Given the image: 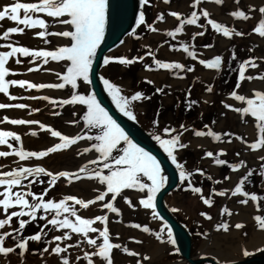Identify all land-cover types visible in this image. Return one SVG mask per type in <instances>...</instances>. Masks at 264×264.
<instances>
[{
    "label": "snow or ice",
    "instance_id": "6c2138e0",
    "mask_svg": "<svg viewBox=\"0 0 264 264\" xmlns=\"http://www.w3.org/2000/svg\"><path fill=\"white\" fill-rule=\"evenodd\" d=\"M164 2L168 3L169 0H164ZM213 2L217 6H222L225 0H213ZM149 3L150 0H139L141 8ZM201 3L202 0H191V11L188 15L175 10L170 11L169 15L175 18L178 23L167 31V36L176 38L178 34L186 31V25H198L202 29L197 31L195 36L191 37L192 39L196 36L203 37L207 30L206 26L229 41L235 36L246 35L243 31L226 26L224 22H218L217 19L212 18L208 10L199 7ZM233 3L236 7L228 13L231 18L247 21L253 18V10L258 13L257 23L250 31L257 34L258 37L264 38V0L258 5L250 3L243 8L240 6L241 0H233ZM109 7L110 0H29V2L14 0V2L0 7V21L7 20L14 23V26L7 27L0 23V37L8 41L6 44H0V48L5 49L0 50V94H3L8 100L18 99L19 97L10 92V87L15 86L25 90L45 88L67 90L70 94L63 98L53 99L48 95H43L40 98L50 102L56 109H62L65 105H81L85 109L82 115L79 116V121L83 122V128L75 134H65L52 124L36 119L10 118L8 115H3L0 119V123L38 126L37 128H28L27 134L31 137H37L43 131L48 137L55 138V142L51 143L50 146L40 150H28L22 146L20 133L0 128V146H6L7 149L0 150V157L14 156L17 161L24 162L11 167L9 170L0 171V229L7 228V230L0 231V258L4 259L5 264H10V254L17 253L19 257H24L28 250L29 241L43 242V248L32 249L34 255L39 254L41 257V264H46L43 259L46 253L58 257L59 264H74L70 257L64 253H67L72 247H80L82 244H86L91 250L84 251L81 248L82 256H77L75 260L83 259L86 264H114V249L128 256L136 257L140 255L138 252L131 250L118 240L114 241L113 236L119 238L120 233L117 231L113 234L108 227L110 214L114 215L115 223L122 222V210L114 202L119 196L132 210L142 209L150 212L152 216L157 214L155 203L157 193L164 188L166 182L161 161L152 152L134 141L130 134L121 127L120 123L109 114V111L97 98V93L92 87V75L95 74L93 60L98 59V48L105 37ZM114 14L118 15V12H114ZM164 18V14L160 13L152 23H147L145 12L141 10L135 13V25L146 24L148 30L156 32L155 22L162 21ZM201 18H203L204 23H199ZM57 25L60 26L59 29L54 27ZM12 34L39 38L44 45L52 43L49 37L61 39L52 48L30 47L21 44L18 39L15 41L10 39ZM131 35H137L136 28H132ZM167 46L171 50L177 48L176 44H168ZM178 47L188 58L193 61L198 60L199 65L204 66L206 69L222 70L225 63H229V70L237 71L235 87L227 95L234 101L240 102L241 106L226 103L224 100H221L220 103L224 108L239 114L242 122L252 123L255 131V137L251 141L234 132L215 131L208 124L203 125V129H193V134L196 137H209L211 141L221 143H232L235 139L240 141L244 151L259 152L258 159L264 162V89L252 88L248 94L238 93L236 90L241 88L242 82H249L254 79L264 80V72H257L255 76L246 74V69L255 70L258 68L257 57L248 56L238 63L236 70H233L230 62L226 61L221 54H214L211 58H199L195 51H190L188 43L181 41ZM213 47L214 44L203 45L205 49H212ZM249 51L251 52L252 49L249 48ZM144 55L151 57L150 63L142 64L143 69L146 71L164 70L166 73L178 78H183L184 73L195 74V64L189 65L177 60L159 59L151 51L146 52ZM22 57L29 58L27 63L31 67L13 68L12 64H25V60L21 59ZM230 58L231 60L236 59L234 48L230 53ZM259 59L264 60V57ZM143 60L144 56H132L129 59L124 55L119 57L104 55L103 65L107 66L111 62L130 65ZM49 62H55L62 70L41 67L42 65H48ZM35 70L54 72L56 82L42 83L33 82L30 79L8 78L10 75ZM97 75L103 85V91L107 93L115 108L128 120L137 121L134 102L146 100L150 97L140 90L125 95L121 85L112 82L102 74ZM143 79L147 84H154V80L147 76ZM81 88L85 90L82 91ZM163 91L162 87L155 88L156 93ZM204 91L211 92L212 85H208ZM185 95L186 97L191 96V85H189V91ZM35 98L28 97V99ZM198 102L197 99H186L185 110L192 108ZM9 108L29 109L31 113L40 111L39 108L31 107L25 103L9 104L0 102V109ZM51 115L60 116L61 113L58 110L52 112ZM71 115L76 116V112L73 111ZM221 115H224V113H221ZM65 123L76 125L78 121L70 119L66 120ZM212 123L214 124L215 121ZM151 124L157 126L159 124L158 119H153ZM178 127L182 131L170 126L163 127L162 130L158 129L157 133L152 134V139L163 150L175 169L178 170L180 181H187L186 190L200 194L199 199L209 207L214 203L213 196L215 195L220 197H242L236 201L241 205H248L252 202L257 211V214L253 216L255 226L258 230L264 231V214H260L264 212V206L261 204V201H264V196H258L256 192L246 190V185L254 175V170L247 166L246 159L241 158L240 150H236L234 153L237 157L235 161L221 158L227 154L228 149L226 148L203 150V157L209 158L212 165L217 167L226 166L231 173H237L245 169L244 174L239 176L234 186L223 189L211 187L210 194L205 197L202 187L194 186L191 182L193 172L186 170L184 164L178 159V150L185 149L188 146L187 143L182 142V134L188 131V127L191 126L186 127L184 123H181ZM92 130H95L94 135L89 134ZM160 131L164 134H174L165 138L163 135L158 134ZM85 138L88 141L95 140V143H90L75 151V156L79 157L82 153H88L90 150H94L96 155L94 159L86 160L74 170L53 171L40 164L27 163L32 161L33 158L37 160L46 158L49 154L63 153L66 155L72 146ZM113 150L117 153L115 156ZM13 163H16V161H13ZM4 167V164H0V168ZM259 168V176L264 178V163H261ZM194 171L201 176H205L212 185L231 179L230 175H224L222 180L214 179L212 175L207 174L201 168H195ZM41 176L47 177V187H44L42 192H32L30 186L34 181L37 184L45 182L40 179ZM81 179H89L98 184L97 187L91 189L95 194L90 198L65 194L58 199H44L49 189L53 188L59 181L63 180L65 184H72L74 181H80ZM124 190H135L137 193L135 203L128 195L124 194ZM106 197L109 198L106 199ZM82 210L87 215L81 214ZM219 214L221 216H231L233 210L227 205H223L219 208ZM200 215L205 219L212 218L206 212H201ZM13 217L16 218V227H12ZM22 217H26V219ZM37 219L44 221V224L39 226L40 230L29 235H23L24 227L30 221ZM129 224L135 229H141L144 233H150L151 231L146 223L142 225L130 221ZM46 225L51 226L60 234L52 235L50 240L42 241V237L46 235L44 232ZM231 227L239 230L244 227V224L243 222H236L234 225H230L227 220L215 224V229L223 233H228ZM244 235L246 236L247 233H244ZM73 236L76 237L73 243H63L64 241H71ZM6 238L13 239L11 246H5ZM156 238L160 240V234H157ZM128 239L134 240L136 243L141 242L131 236ZM166 241L170 245L176 244L171 227L167 228ZM173 250L179 251L175 248ZM255 253L264 255V244L251 250L245 245L240 246V257H253ZM143 259H149L147 254L144 255ZM18 264H23L22 260L18 261ZM135 264H141V260L136 259ZM223 264H241V262L238 260H225Z\"/></svg>",
    "mask_w": 264,
    "mask_h": 264
},
{
    "label": "rangeland",
    "instance_id": "374dc122",
    "mask_svg": "<svg viewBox=\"0 0 264 264\" xmlns=\"http://www.w3.org/2000/svg\"><path fill=\"white\" fill-rule=\"evenodd\" d=\"M210 1L212 2V4H214L213 0ZM11 2H14V0H0V7H2L4 4ZM24 2H29V0H24ZM173 10L179 11L181 13H184L185 10H187L189 11L190 14L191 0H169L168 3H165L164 0H150V3L146 4L143 7V11L145 12V20L147 23H152L155 20L156 16L160 13H163L164 17H166L164 18V20H162V22H165L167 20L168 13ZM0 23H2V21H0ZM199 23H204L203 18H201ZM10 24L14 26L13 22H10ZM254 25H255V21L251 18L245 21L242 31L246 35L240 36L239 39L235 40L232 48L226 54L225 60L230 62L231 69L233 70L237 69L239 62H242L250 55L253 56V52L249 51L250 45L247 44L245 40H247L251 36L252 33L250 30L254 27ZM54 27L58 28V25ZM206 27L207 30L205 31L204 36L203 37L196 36L195 38V44L199 49H205L203 48L204 44H211L212 30L210 29V27L208 26ZM136 33L137 35L135 36L130 35L129 37L130 44L129 47L126 49V51L117 49L111 55L115 57L124 55L130 59L132 56H144L146 52L151 51L156 55V58L161 59L159 55V47L161 44L178 43L177 37L171 38L168 37L167 34H164L162 41H155L153 45L151 43L150 44L145 43V41L148 40L152 34V32L147 29L146 24H142L140 27H138ZM10 39H12L13 41L18 39L21 44L30 47L48 46V45H44L41 41H39V38H30L27 35L12 34ZM260 39L264 42V38H260ZM7 42H8L7 40L0 37V44H6ZM233 48L236 54L235 60H231L230 58V53L231 51H233ZM21 59L25 60V63H27L29 58L22 57ZM150 62H151V57L145 55L144 60L142 62L132 63L130 65L110 63L103 70L104 76L106 78H109L112 82H115L117 84L120 83V85H122L121 86L122 88L126 86V89L130 91L140 90L143 91L146 96L150 97L149 99L141 101L143 106L141 113L138 114L137 112L138 115L135 113L137 115V119L149 131H151L152 133H157L158 129L162 130V128L166 126H170L178 131H182L179 129L178 126L179 124L184 123L186 127L191 126L188 127V131L183 132L182 134V142L187 143V145H188V141L184 139V135L188 132L193 134V129H203V125L205 124H208L209 126L213 127V130L215 131H221V132L234 131V128L231 125V115L224 116L219 123L216 122L217 111L210 104H206L202 102V100L199 97V93L201 92L200 88L191 87L190 97H186L185 95L186 91L185 92L183 91L182 93L175 92L172 95L171 100L167 101L166 95L168 91L165 89L164 86L157 85L156 82H154V84H147L144 81V79L141 78L143 77L142 72L145 71L142 67V64L150 63ZM41 67L42 68L50 67L55 69L58 67V65L55 64V62H49L48 65H42ZM30 75L36 76L38 78L37 81H33L34 80L33 78L31 79L27 78L32 80L33 82H42V83L56 82L55 80L56 77L54 76V72H44L41 70H35L33 72H30L28 76ZM40 75L42 76L40 77ZM236 75H237V71H230L229 63H225L223 69L219 70V76L216 79V85L213 89L215 94L227 95V93L232 91L235 87ZM8 78H13V76L10 75ZM156 87H162L164 91L161 93H156L155 92ZM81 90L84 91L85 89L81 88ZM25 91L33 94L37 90L27 89ZM188 91H189V86H188ZM10 92L15 95V92L12 89V87H10ZM45 94L55 99L56 95L58 94H60L59 96L60 98H63L70 93L67 90L47 89L45 91ZM40 97L42 96H39L37 98L35 105V107L39 109L41 108L43 103V100ZM186 99H197L199 102L196 105H194L192 108L185 110ZM0 102L15 104L14 100H8V98L4 97L3 94H0ZM6 110L7 109H0V119H2L3 115H8L10 118H17L16 115L10 114ZM45 110L48 111L50 115L54 111H58V110L60 111L61 113L60 116L51 115L50 118L46 120H42V122L52 124L58 130H61L65 134H75L76 132L81 131V129L83 128V122L79 121V116L82 115L83 111L85 110L84 106L65 105L62 109H56L51 104L46 103ZM73 111L76 112V116H73V118L72 116L69 117L63 116L66 113L71 114ZM70 119H76L78 121V124L73 125V124L65 123L66 120H70ZM153 119H158L159 124L157 126H153L151 124V121ZM213 121H215L214 124L212 123ZM21 126L23 125H12L7 122L0 123V128L6 130H13L16 132H22L19 130ZM92 131L89 133L90 135H94L95 130ZM158 134H161L166 138L167 136H171L174 133L164 134L162 133V131H160ZM46 136L47 134L42 133L41 135L34 137L33 139L34 141L32 140V142L23 144L22 146L28 150H40L44 147L50 146L48 138ZM45 137L47 141H45ZM11 142L15 143L14 141ZM90 143H95V140L88 141L85 138L81 141H78L76 145L72 146L71 149L68 150L67 152V155L69 156L68 158H66L67 161L64 160L61 161V164H64L62 167H69V166L72 167L71 164H77L80 161V159L85 157L86 153H82L81 156L77 157L75 156V151L82 149V147L87 146ZM238 145H239V141L233 139L232 143H226V142H223L221 144L216 143L212 147L214 149H218L221 147L228 149L227 154L221 158L227 159L228 161H235L237 157L235 156L234 153L236 150H238ZM0 150H7L6 146H0ZM91 153H94V150H90L88 152V154ZM116 154H117L116 151L113 150V155L115 156ZM7 158L8 157H0V164L5 165L4 168H0V171L9 170L11 167L17 166V164L19 163H24L17 161L14 156H9V158L8 159ZM178 159L181 163L184 164L186 170L193 172L191 182L194 186L202 187L203 195L205 197H207L210 194L211 187H215L216 189L226 188L228 180L223 181L222 183H216L215 185H212L211 182L205 176H201L199 173H195L194 171L195 168H201L204 169L207 174L212 175L214 179L222 180L224 175H230V170L226 166L218 167V173L214 174L213 171L210 169L208 163H206L202 159V156L189 145L185 149L178 150ZM13 161H16V163H13ZM47 162L48 161L46 158H41L39 160L33 158L32 161H28L27 163L40 164L41 166H43V164L45 163L47 164ZM40 179L45 182L42 184H37L34 181L33 184L30 186L32 192L39 193L43 191L44 187H47V177L41 176ZM59 182H63V180ZM186 183L187 181L181 182L180 186L167 196L166 204L168 205L170 210L174 213V215L179 220L186 223L190 228L193 235L192 253L195 256L205 255L217 261L224 262L225 259L228 257L227 256L228 252L225 249L232 248V252H235V254H233L235 258L232 260L242 261L250 258V257L245 258L239 256L240 246L247 245L246 236L243 234L246 231H244L243 228L237 230L234 229V227H231L228 233L218 232L215 229L214 225L216 223H221L224 220H227L230 225H233V222L231 221V217L227 215L224 216L220 215L218 222H216V218L219 215V208L221 206V201L223 197H220L218 195L213 196L214 203L212 204V206L211 207L206 206L199 199L200 194L193 193L191 190H186L185 188ZM246 186L255 187L258 191L259 196H264V188L259 187V179L255 174L251 177V180L248 182ZM53 188L49 189L48 193L45 194L44 199L51 198V195L53 193ZM125 195H128L133 200V203L136 202L135 196L137 195V193L135 192V190H127L125 192ZM262 202L264 203V201ZM118 203L119 205L117 207H119L122 210V217H121L122 222L119 224L115 223L114 222L115 217L112 214H110L109 221L112 220L115 226H117V228L119 227L118 229L122 233L121 235L122 237L132 234V236H136L135 237L136 240L137 239L140 240L141 236L142 237L145 236V238H149L150 240H152L153 243L156 242L158 244L160 241H165L167 243L166 237H167L168 226L164 222H162L157 215L152 216L150 212H147L142 209L132 210L128 208V206L123 202L122 199ZM201 212L209 213L212 218L205 219L203 216L200 215ZM22 218L26 219V217H22ZM130 221L134 223H141L142 225L145 223L148 224L151 230L150 233L147 235H143L139 229H135L134 227L130 226L129 224ZM42 224H44L43 220L37 219L35 221H30L24 227L23 235H29L35 233L36 231L40 230L39 226ZM16 226H17L16 218L13 217L12 227H16ZM232 230L234 231L233 233ZM53 231L54 229L51 228V226L46 225L44 228V232L46 233V235L42 237V241L50 240V237L53 235ZM235 233L237 234L239 233L243 237L239 238V236ZM157 234H160L161 236L160 240L156 238ZM207 240H211V245L208 247L209 249L207 251L206 250L203 251L202 246H204ZM233 243H234V247H233ZM12 244H13V239L7 238V245L11 246ZM123 245H126L128 248H130V245H128L127 243H123ZM27 247H28V250L26 252L27 257L30 259H34L39 257V254L34 255L32 253V249H41L44 247V244L43 242L29 241ZM135 248L136 249H131V248L130 249L135 252H138L140 255L136 257L137 258L141 257V261H142L143 259L142 257H144L146 252L144 251L143 247L139 246L138 243L136 242H135ZM174 248L176 249L175 245H170L167 243V254L164 258L165 263L183 264V261L180 258L178 252L173 250ZM69 251L70 253L76 252L75 258L77 256H82V254L79 253V250L69 249ZM116 251L117 254L119 255L122 254V252H120L119 250ZM113 253H115L114 250ZM124 255L128 256L127 254ZM13 258L15 260H18L21 257H19L17 253H13ZM75 258L72 260L74 264H85V261L83 259L76 261ZM121 264H133V262L126 260V262H123ZM141 264H149V263H146V261H142Z\"/></svg>",
    "mask_w": 264,
    "mask_h": 264
},
{
    "label": "bare ground",
    "instance_id": "6f19581e",
    "mask_svg": "<svg viewBox=\"0 0 264 264\" xmlns=\"http://www.w3.org/2000/svg\"><path fill=\"white\" fill-rule=\"evenodd\" d=\"M261 2H262V0H241L240 6L243 8L250 3L258 5ZM200 7L208 10L211 13V17L217 19L218 22H225L226 25L228 24L227 26L235 27L239 31L243 30V25H244L245 21L237 20L235 18H231L228 15L229 11L233 10L236 7V5L233 3V0H225V3L222 6H217L215 4H212V2L210 0H202ZM184 14L188 15L189 11L185 10ZM257 18H258V13L255 10H253V18H251V19H253L255 21V23H257ZM2 23H4L3 25L5 27L12 26L10 24V22H8L7 20L2 21ZM177 23H178V21L175 18L171 17L168 13V17H167V20L165 22L156 21V23L154 24V27L157 29V31L152 32L150 38L148 40H146L145 43H147V44L151 43L153 45V43L155 41H162L164 34H166L167 31L171 30ZM59 28H60V26H58V28H56V29H59ZM185 29H186V31L184 33L178 34V36H177V38H178V43L176 44L177 48L174 50H171L167 46L170 43L161 44L159 47V55H160L161 59L177 60V61L189 64V65L195 64V74L184 73L183 78H178V77L172 76L170 73H166L164 70H156L153 72H149V71L145 70L144 72H142L143 77L147 76V77L153 79L157 85L164 86L165 89L168 91V93L166 95L167 101L171 100V97L175 92L176 93H182L183 91L187 92L189 85H191L192 88H200L201 92L199 93V97L202 100V102H204L206 104H210L217 111L216 122L219 123L224 116L231 115V125L234 128L233 132L240 134V135H243L245 137V139L251 141L255 137V131H254L253 124L252 123L246 124V123L242 122L239 114H237L236 112H234L232 110L224 108V106L220 103L221 100H224L226 103L234 104L236 106H241L240 102L234 101V99L228 97V95L215 94V92L213 90L215 85H216V79L219 76V70H211V69L204 68V66L199 65L198 60L197 61L191 60L190 58H188L186 56V54H183L182 50H180L178 47L179 43L181 41H183V42L189 44L190 51H195L197 53V55L199 56V58H211V56L214 54H221L225 58L227 52H229V50L232 48L234 41L239 39L240 36H235L229 41L226 38H222V36L220 34L214 33V31L212 30L211 44H214V47L212 49H199V48H197V46L195 44V38L196 37L194 39H192L191 37L195 36V33L197 31L202 30V29H200L198 27V25H192V26L186 25ZM129 37L130 36L126 37L125 40L122 42V44H120V46H118V48H117L118 50L126 51V49L129 47V44H130ZM49 39L52 41V43L48 44L47 47L52 48L55 45V43L58 40H60L61 38L49 37ZM245 41L247 42V44L250 45V48L252 49V52H253V56L257 57L256 62L258 63L257 69H255V70L246 69V74H252L255 76V74L257 72H264V60L259 59L260 57H264V42L258 37L257 34H254V33H252L251 36ZM2 49L0 48V50H2ZM11 66L13 68L31 67V65L28 63H25L23 65L12 64ZM55 69L56 70H62L59 65ZM103 70H102V74L104 75ZM29 74H30V72H24V73H17V74L12 75V76H13V78H16V79H27V78L31 79V78H33L34 79L33 81H37L38 78L36 76H31V75L28 76ZM41 76L42 75H40V77ZM54 76H55V74H54ZM143 77H141V78L143 79ZM119 85H120V83H119ZM208 85H212V91L211 92L204 91V89ZM252 88L264 89V80L254 79V80L249 81V82H242L241 88L236 89V90L238 93L248 94ZM12 89L14 90L15 95L17 97H19L18 99L14 100L15 104L16 103H25V104L30 105L31 107H35L37 98L39 96L46 95L45 91L47 90V88H45V89L37 90L35 93L31 94V93L25 91L24 89H20L18 86L12 87ZM123 89H124L125 95H129L132 92H134V91H130V90L126 89V86ZM29 96L36 97V98L35 99H28ZM59 96H60V94L56 95V97H59ZM56 97H55V99H56ZM46 103L51 104L50 102L43 100L40 111L36 112V113H31L29 109H17V108H9L6 111L10 114L16 115L17 118L36 119V120H39L42 122V120H46V119L50 118V116H51L50 113L45 110ZM67 108H70V107H67ZM134 108H135L134 111L136 114H137V112H138V114L141 113V111L143 109L142 102L141 101L134 102ZM66 112H67V110H66ZM221 113H224V115H221ZM63 116L69 117L72 115L69 113H66ZM72 118H73V116H72ZM140 124L142 125L143 128L148 130L141 122H140ZM29 127L37 128L38 126H35V125L34 126H25V125H23L19 128V130L22 131V132H18L22 136V145L29 143V142H32V140L34 139V137H31L29 134H27V130ZM211 128L213 129V127H211ZM92 132H94V131H92ZM42 133L46 134L45 132L42 131L39 133V135H41ZM46 137L48 138L49 144L55 142V138H51L48 136H46ZM46 137H45V141H47ZM167 137H170V136H167ZM184 139L187 140L188 145L191 146L197 153H199L202 156V159L206 163H208V165H209L210 169L213 171V173L217 174L218 173V167L215 165H212L210 163L209 158L203 157V150H212V149H214L212 147L213 145H215L216 143L221 144V142L211 141V139L209 137H196L194 134H192L190 132H188L184 135ZM42 140H44V139H42ZM238 150H240V152H241V158L246 159L247 166L254 170V174L259 179V187L264 188V187H262V186H264V178L259 176V172H260L259 165L261 163H264L258 159V155L260 153L259 152L251 153V152L244 151L243 146L241 145L240 141H239V145H238ZM95 155H96L95 152L91 153V154L86 153L85 157L80 159V161L77 164H71L72 167H70V166L69 167H62L64 164H61V161L62 160L67 161L66 158H68L69 156L67 154L65 155L63 153L49 154V156L46 157L48 162H47V164L46 163L43 164V166L50 169V170H53V171H55V170H74L80 164H83L86 160L94 159ZM244 172H245V169H242L237 173H231L230 172L231 179L228 180L226 188H230V187L234 186V183L238 181L239 176L244 174ZM97 186H98L97 182L89 180V179H81L80 181H74L72 184H65L63 182H58L56 185H54L51 198L58 199L62 195H65V194H75L78 197L90 198L91 196H93L95 194L91 189L93 187H97ZM246 190L254 191L258 194L257 189L253 186H250V187L246 186ZM126 191L127 190H124V194ZM258 196H259V194H258ZM107 198H109V197H106V199ZM241 198L242 197H239V196H237V197L225 196L222 198L221 206L227 205L229 208H231L233 210V214L230 216L231 221L233 222V225L236 222H243V224H244L243 230L246 231L245 233H247V235H246L247 245L246 246L251 250L254 247H259L260 245L264 244V231L258 230L255 226L253 216L255 214H257V211H256L253 203L250 202L248 205H241V204L236 202L238 199H241ZM121 199H122L121 197H119V196L117 197V199L115 201L116 206L119 205L118 202ZM69 203H71V202H69ZM261 204H262V206H264V203L262 201H261ZM76 207H79V206H76ZM81 214L87 215V213L83 212V210L81 211ZM260 214H264V212H261ZM219 216H220V214L217 216L216 222H218ZM97 226H99V225H97ZM108 227L113 234L117 231L120 233L119 238H115L113 236L114 241L118 240V242H120L122 244L127 243L128 245H130L131 249H136L135 248V241L128 239V237H130V236L131 237H136V236H132V234H131V235H127L125 237L124 236L122 237L121 236L122 233L118 229L119 227L117 228V226H115V224L112 220L109 221ZM4 230H7V228L5 227L4 229H0V231H4ZM139 230L142 232L143 235L149 234V233H144L141 229H139ZM233 230H232V233L234 232ZM240 232H241V230H240ZM239 233L238 234L235 233V234H237L239 236V238L243 237ZM57 234H60V233L54 229L53 235H57ZM75 238L76 237L73 236L71 241H64L63 243H73ZM140 238L141 239L139 241H141V242L138 243V245L143 247L144 251L146 252L145 254H147V256L149 257V259H147V260L142 259V261H146V263H149V264H157V263L158 264H166L164 258L167 254V243L165 241H160L158 244L156 242L153 243L152 240H150L149 238H145V236L144 237L141 236ZM52 243H54V242H52ZM4 244H5V246H9V245H7V238L4 242ZM210 245H211V240H207V242L204 244V246H202L203 247L202 250L207 251L209 249L208 247ZM233 247H234V243H233ZM81 248H83L84 251H90L91 250L90 248H88V246L86 244H82L80 247H72L71 249L72 250L73 249L79 250V253L82 254ZM225 250L228 252V254H227L228 257L225 260H232L235 258V256L233 255V254H235V252H232V248L225 249ZM114 251H115V253H113L114 264H121L123 262H126V260H129V261L133 262V264H135L136 259L141 260V257L140 258L133 257V256L130 257V256L124 255L123 253L121 255H119V254H117V251L115 249H114ZM64 254L68 255L70 257V259L73 260L75 258L76 252L70 253V251L68 250V252L64 253ZM203 256H205V255H203ZM193 257L194 258H200V257H202V255L201 256H195L193 254ZM9 258H10V264H18V261H21V260H22L23 264H41V257L40 256L37 258H34V259H30L27 257L26 253H25L24 257H22L18 260H15L13 258V254H10ZM43 259L45 260L46 264H59L58 257H56L54 255H49L48 253L45 254ZM242 261H244V260H242ZM218 262L223 264V262H220V261H218ZM0 264H5V261L3 258H0ZM85 264H86V262H85ZM167 264H171V263H167ZM183 264H186V263L183 262Z\"/></svg>",
    "mask_w": 264,
    "mask_h": 264
},
{
    "label": "water",
    "instance_id": "95a60500",
    "mask_svg": "<svg viewBox=\"0 0 264 264\" xmlns=\"http://www.w3.org/2000/svg\"><path fill=\"white\" fill-rule=\"evenodd\" d=\"M144 7V6H143ZM143 10L139 5V0H110L108 21L106 24L105 37L98 48V59L93 60V90L97 93V98L102 105L109 111V114L120 123L121 127L127 131L135 142L139 143L146 150L150 151L161 161V167L166 177L164 188L157 193L156 215L168 227L173 230V239L176 240V249L183 262L186 264H221L218 261L202 256L194 258L192 253L193 235L186 223L179 220L166 204L167 196L176 190L182 181L179 179V172L175 166L167 159L166 154L159 145L152 139V132L142 127L139 120L130 121L124 117L112 104L107 93L103 91V85L98 79L97 74H102L106 67L103 65V56L111 55L122 44L126 37L131 35L135 25V13ZM114 12H118L114 14ZM131 25V27H130ZM145 57V55H144ZM140 62V61H137ZM103 75V74H102ZM241 264H264V257L254 255L251 258L240 261Z\"/></svg>",
    "mask_w": 264,
    "mask_h": 264
},
{
    "label": "flooded vegetation",
    "instance_id": "af4514ba",
    "mask_svg": "<svg viewBox=\"0 0 264 264\" xmlns=\"http://www.w3.org/2000/svg\"><path fill=\"white\" fill-rule=\"evenodd\" d=\"M256 255L259 257H264V255H261L260 253H256Z\"/></svg>",
    "mask_w": 264,
    "mask_h": 264
}]
</instances>
